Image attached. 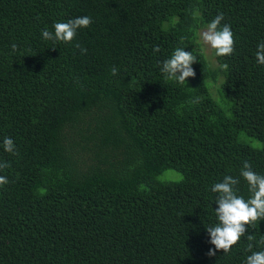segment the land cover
<instances>
[{"label": "trees", "instance_id": "1", "mask_svg": "<svg viewBox=\"0 0 264 264\" xmlns=\"http://www.w3.org/2000/svg\"><path fill=\"white\" fill-rule=\"evenodd\" d=\"M219 13L234 53L214 50V66L196 31ZM81 16L71 43L42 38ZM261 42L264 0H0V264H244L249 243L264 250V220L227 254L208 255L206 231L216 182L239 177L247 199L243 163L264 175ZM177 47L197 58L186 85L160 71Z\"/></svg>", "mask_w": 264, "mask_h": 264}, {"label": "clouds", "instance_id": "2", "mask_svg": "<svg viewBox=\"0 0 264 264\" xmlns=\"http://www.w3.org/2000/svg\"><path fill=\"white\" fill-rule=\"evenodd\" d=\"M224 20L223 13H219L216 17L206 25L201 32V40L203 44L210 46L215 50L217 57L230 56L234 53V34L231 26L222 24ZM92 23L90 16H81L70 19L67 22H56L53 24V31L42 30V38L44 40L63 43H71L81 28H86ZM18 45H11L12 52H15ZM75 48L79 49L82 54H86V49L80 44H76ZM154 51H159V47H155ZM256 61L260 65H264V42L257 45L255 53ZM196 57L192 52L185 51L184 48L177 47L171 56L162 61L160 71L166 80H173L179 84L186 85V78L194 77L195 71L192 67L196 62ZM227 67V65H222ZM112 75L118 74V69L113 66L111 68ZM4 151L12 154H18L14 141L11 137H5L2 142ZM7 162H0V169L9 167ZM242 177L247 185L250 193L249 198L245 199L238 194L237 185L240 178H234L231 175L223 177L222 182H216L211 191L216 193L215 216L217 223L214 226H208L206 231L210 234V243L214 245V249H210L209 256H215L216 252L222 250L224 254L231 251L232 247L246 235V226H251L257 221L264 220V175L256 173L249 162L245 161L240 170ZM9 183L7 177L0 175V186ZM253 235H247L248 241H253ZM260 245H264V237L259 241ZM254 245L248 244V251L251 253L244 261V264H264V250L253 251Z\"/></svg>", "mask_w": 264, "mask_h": 264}, {"label": "rangeland", "instance_id": "3", "mask_svg": "<svg viewBox=\"0 0 264 264\" xmlns=\"http://www.w3.org/2000/svg\"><path fill=\"white\" fill-rule=\"evenodd\" d=\"M206 27H199L196 31V40L199 44V48L201 50V52L204 54V56L206 57V59L209 61V63L211 65H216L215 61H214V49H212L210 46H207L205 44H203L202 40H201V32L205 29ZM217 87V84H212L210 86V93L212 95V98L221 106H223V101H221V96L220 94L218 95V97L216 98V92H215V88ZM179 177V175L172 170H166L163 171L162 174H160L157 178L159 180L162 179H166V178H170V179H177Z\"/></svg>", "mask_w": 264, "mask_h": 264}]
</instances>
